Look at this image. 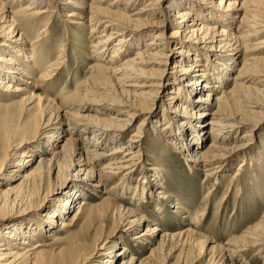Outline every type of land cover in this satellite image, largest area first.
Segmentation results:
<instances>
[{"label":"rangeland","instance_id":"1","mask_svg":"<svg viewBox=\"0 0 264 264\" xmlns=\"http://www.w3.org/2000/svg\"><path fill=\"white\" fill-rule=\"evenodd\" d=\"M66 1H68V3H66ZM0 2L9 7L7 9V12H9L17 10L22 5H26L28 0H17V2L16 0H0ZM91 2L92 4H99L93 0H50L49 13L46 15L40 17H31L22 14L13 16L15 23L19 26V29H16L15 32L23 33L29 37L27 38V42L23 43L24 46L27 49H32L37 58L43 61L39 69L33 68L31 62L27 64L29 70L34 71L32 74H29V77L22 76L19 73L15 76L17 79H7V81H10L13 85L21 88H25V86L31 82V85H34L35 88L30 87L29 84V87H26L25 90L17 92L0 89V103L2 104V107H0V116L5 119V124L8 129L13 131L17 129L15 133L18 132L21 126L22 128H26L29 122H33L37 118L38 127H40L41 123L47 117V114L42 107H37L35 108L36 110L29 109L28 97L31 95L30 93H33L34 95H45L44 97L52 100V107L49 109L50 111L47 109L48 112H53V114L60 113L61 115L66 111L67 114H65L64 117L71 123L67 122V125H65V122L62 120L57 123L53 122L48 130L51 131L49 134L54 132L55 127H61L60 138L56 142L53 141V144L49 141L52 138L47 136L30 143L29 145L32 146V149H29V145L26 144L16 150L18 153L14 155L13 153L15 150H13L11 156L7 158L8 161L5 167L2 168L0 182H4V184H2L0 188L6 189L18 185L16 195L22 201L24 200L32 205H37L36 203L39 200L41 201V197L57 185H63L62 191H67L72 187L84 188L83 183L75 176H72L69 167L74 157V152L78 151L75 149L76 146L84 147L85 149L88 148V151L94 150L108 153L113 145L109 144L108 146H99V148L95 147L96 150L94 146L87 144L88 139H90V134L92 133L88 131L84 136H80L76 133V129L83 127V123H85L83 118L78 116H95L99 117L97 119H99L101 123L107 122L109 115L115 114L116 109H122L121 106L109 104L110 102L108 99L111 98L114 101H119L121 99L128 100L130 104L140 110L139 113H135V116L130 117L124 129L119 130L118 128L106 126H101L100 129V132H103L105 138L120 136L123 141L129 139L132 133L140 134L136 142V144L141 147L138 155L140 161L137 167L138 171L134 173V180L132 181V183L137 184L138 187L134 190V185H130L131 188H128V191H124V188H122L120 184L123 181L121 175L101 171V179L104 183L103 186L98 190H89L86 187L85 190L81 189V196L75 197V201L72 203L78 205L81 203L80 201L83 200L86 202V209L76 215L75 218L73 217L75 216L76 210L73 209L68 213L66 218L61 219L66 220L71 223V225L68 227L59 226V229L58 227L56 228L55 234L58 240L54 241L47 237L49 230H40L39 234H34L31 237L32 244L36 245L40 243L41 246L34 250V254L31 258L22 261L21 264H76L77 262L83 264H103V260L110 258L112 254L114 258H116L114 264H120L123 260L128 261L130 256L135 257V262H137V264H211L208 256L209 254H204L202 250L205 243L201 246V242L179 246L176 244L175 240H171L164 250H159L157 253L155 252L151 255L150 251L156 246L158 236L151 237L149 241H137L132 239L129 232L125 230L126 227L120 224L121 216L114 203L122 208H136L135 210L146 217L145 222L136 227V233L144 232L147 226L155 224L159 227L160 234L165 231L177 232L192 223L193 225L191 228L195 229L194 232L199 237L201 235L205 236L207 239L216 242L219 246L225 245L227 240L234 237L244 238L247 242L253 241L254 237H246L244 235L249 228L257 226L264 220V126L250 137V144L245 147V149H241V152L230 156L224 168L219 171L216 177L214 176L211 178L205 176V172L199 167L187 168L185 164L187 162L184 160L186 156L175 149V147L169 143V138L160 132L153 124L154 121L157 120L166 122V120L160 118L161 115L158 114L166 110V106H164L166 105L164 95H166L167 91L171 90L172 87L165 86L160 90L158 95L152 98V101L149 99L147 101L146 99L143 100L132 95L128 96L123 94V97L120 96L121 92L119 90L123 88V86H121L122 82L121 80L119 82L115 77L110 78L109 74H103L101 77H96L94 75L96 72L93 70V65L102 64L101 59H117L120 63L125 59L134 57L141 45L126 47L125 50H123V46L121 49L122 52L114 58L110 57L113 53L112 47H108L107 51L100 55L97 54L98 50L101 49L100 44L96 46L95 43L97 42L96 40H98L97 35H99V33L98 29L94 32L90 31V26L87 25L89 22V13L83 10L80 14L82 17L75 16L71 17V19L65 15L72 10L75 12L82 11L80 7ZM105 5V0L100 3V6L104 7ZM138 6H140L139 3L135 5L134 8L136 9ZM261 10L264 9L261 8ZM260 11H257L258 15H264V12ZM5 14L8 16L6 11ZM231 18L232 22L230 26H226L230 32L237 34L246 28V26L238 25L239 17L237 15ZM192 20L191 18L189 22H192ZM46 22L48 23L47 25H45ZM91 22H94V20H91ZM215 22L217 21L210 20L208 23H210L209 25H213L212 23L219 26L227 25ZM3 24L6 23L1 22L0 26ZM142 27L147 29L152 28L148 25H143ZM41 28L46 30L47 33L44 32V38L38 43L35 42L37 44L33 42L31 46L32 42L30 41L36 39L37 30ZM132 28L133 26L128 25L126 30ZM172 30L171 27L167 28L165 35L170 34ZM127 33H129V31ZM7 34L8 32L6 33V30L3 31L0 29V43H8V41H10L7 38L9 37ZM154 34V30L145 33L142 42H149ZM129 35L130 34H127L126 38L129 39ZM262 38H264V33L258 34L255 37L252 36L247 40L246 44L243 45V48H238V56L233 57V62L231 64H226L228 69L226 76L229 77V80L219 83L221 85L218 89H225L230 86L232 82L230 81V77L236 74L235 70L239 67L241 59H246L248 62V57L250 56H264V45L256 43ZM176 46L178 45L171 44L174 51L177 50V48L174 49ZM61 47H64L63 53L59 52ZM2 49L8 51L6 46L0 44V50ZM27 49L23 50V52L29 55L32 54V52ZM10 51H12V49ZM212 51L215 53L219 52L225 56L233 53L231 50L221 51L215 47ZM98 55L102 58L99 59ZM10 56L13 57L12 55ZM58 58H63L64 60L59 63V66L57 65L56 70L50 71V75L47 77L46 73L42 72V70L46 65L54 62ZM23 59L24 58L21 57V61H18L20 65ZM173 62V59L169 58V67L173 65ZM202 63H205L204 59H202ZM154 66H157V64H153V67ZM210 67L211 72L215 73L213 76L218 75L220 71L215 70L213 68L214 66ZM139 68H141L140 71L135 72H140L142 75L148 73L144 67ZM249 69L248 71L253 73L251 76L252 78L264 79V72L258 71L254 66H250ZM254 72H256V75ZM42 73H44V76H42L43 78L41 80L40 75ZM150 75L154 74L152 73ZM209 79H211L210 85L220 80L219 78ZM122 80H124L123 77ZM24 81H27L28 84ZM243 81L244 80H241V82ZM115 82L117 83L115 84ZM248 84L252 87H258L264 94V82L256 84L255 82H249ZM125 87L128 88V86H124V88ZM207 89L208 88H206V90ZM133 90L137 89L134 88ZM241 95V101L237 100V103L234 105L235 109L238 108L237 110H239V113L243 111L241 103L244 97L246 98L249 94L247 91L243 90ZM206 104L208 105L207 113L214 110V106L208 103ZM149 106L152 108V114L150 115L146 112ZM174 106L175 103L171 104V107L174 108ZM35 113H38V115H34ZM123 117L126 118L125 115H123ZM207 117L208 116L203 118ZM257 118L259 117L253 119ZM203 120L206 121L207 119ZM140 121L144 122L141 124V128L138 126V122ZM188 125L190 124H187V126ZM31 130L32 129H30V131ZM73 130L75 132H71ZM204 130L205 132L208 131V124L206 123H204ZM244 130V126H241L234 131L233 136H237L235 139H237L238 135L242 134ZM0 134H2L1 130ZM20 135L21 134L17 136L18 141ZM85 136L87 139L84 138ZM189 137L190 135L188 136V132H185L182 137L183 140L180 141L181 144H184L185 141V143H188ZM68 139L71 140L68 142L66 141ZM209 143L210 141L206 140L198 150L205 149ZM63 144L66 145L62 146ZM48 146L51 147V149H55V152L61 150L60 156H63L62 160L59 159L56 161L52 159L51 162H48L47 159L51 157L50 153L53 151L51 150L47 153L46 148ZM61 147L63 148L61 149ZM193 149L194 146L189 153H191ZM24 151L31 154L33 157L17 156L19 152L22 153ZM1 153L2 152H0V155ZM21 158L23 160L27 158L31 159L28 164H23L25 168L23 167V169L20 170L19 168L21 165L16 166L15 163L20 161ZM41 158H46V161L38 164ZM107 159L108 157L94 162V168L100 170ZM35 166L38 168V173L28 180L29 182L26 183L28 186L20 188V184L18 183L21 177H14V175L19 174L22 176ZM143 167L152 168L151 171L153 176H158L159 179H161V184L159 183L156 188H154V186L152 187L151 184H149V186L147 185L148 189L151 188L150 191L155 189L152 192L153 195L151 193V196L144 195V198H141V192L146 188L145 184L142 182L148 181L145 175L149 172V170L146 169L143 170L144 175L140 174ZM14 169H17V171H13ZM12 173H14V175ZM159 191H164L166 195H168V199L156 200L154 195H158ZM53 197L55 199L50 201L44 208H41V206H32L30 208L31 211H28V209H15L11 212L13 213L11 219H14L13 222L15 223H23L26 225H32L33 222L36 224L39 223L43 215L49 213L51 209L53 210V208L56 207L55 204H57V206L58 204L60 205L62 199L66 196L64 194H55ZM106 197L112 202L110 206L105 205V202H103ZM140 199H142V202ZM176 202L182 203L181 207L178 209L173 207L176 205ZM103 208H107L108 210L106 211ZM195 221H197L198 224ZM260 230L261 231H258V233L264 234V228ZM101 240L102 242H100ZM98 242H100V246L103 244L101 249L96 246ZM124 247L127 249V252L123 255L120 254V250ZM90 253L93 254L87 261H84V258ZM235 254L233 264H264V248L260 250L258 247L254 246L246 247Z\"/></svg>","mask_w":264,"mask_h":264},{"label":"bare ground","instance_id":"2","mask_svg":"<svg viewBox=\"0 0 264 264\" xmlns=\"http://www.w3.org/2000/svg\"><path fill=\"white\" fill-rule=\"evenodd\" d=\"M93 1L99 4H92V2L84 4L80 7L82 11L75 12L72 10L64 14L71 19V17L75 16L80 17L83 10L89 13V22L87 25L90 26V31L94 32L98 29L99 33V35H97L98 40H96L97 42L95 43L96 46L100 44L101 49L99 48L100 50H98L97 54L100 55L107 51L108 47H112L113 53L110 57L114 58L122 52L121 49L123 46V50H125L126 47L141 45L134 57L125 59L120 63L117 59H101L102 57L98 55L99 59L102 60V64L93 65V70L96 72L94 75L96 77H101L103 74H109L110 78L115 77L119 82L121 80V86H123V88L119 90L121 92L120 96L123 97V94L128 96L132 95L143 100L146 99L147 101L148 99L152 101V98L158 95L160 90L165 86H171L172 89L167 91L166 95H164V101H166V105L164 106H166V110L162 109L164 112L158 114L161 115L160 118L166 120V122L157 120L153 123L152 120V123L160 132L169 138V143L173 145L175 149L186 156L184 160L187 162L185 163L187 168L199 167L205 172V176L211 178L214 176L216 177L219 171L224 168L230 156L241 152V149H245V147L250 144V137L264 126V94L258 87H252L248 84L249 82H255V84L264 82L262 78H252L251 76L253 73L248 71L250 70V66H254L258 71L264 72V56H250L248 57V62L246 59H241L239 67L235 70L236 74L230 77V81H232L230 86L225 89L221 86L223 89H218L221 85L219 83L229 80V77L226 76L228 72L226 64H231L233 62V57L238 56V48H243V45H245L247 40L252 36L255 37L258 34L264 33V15H258L257 13L261 8L264 9V0H105L106 5L104 7L100 6V3L104 0ZM49 2L50 0H28L26 5H22L17 10L9 12H7L9 7L0 2V23H6L0 26V29L3 31L6 30V33L8 32L7 35L9 37L7 38L10 40L8 43H0L6 46L8 50L4 51L5 48L0 50L1 53H3H0L1 90H12L17 92L25 90L26 87H29V84L30 87L35 88L34 85H31V82L28 84L27 81H24L28 85H26L25 88H21L7 81V79H17L15 76L19 73L22 76L29 77V74H32L34 71H30L27 64L31 62L33 68L39 69L43 61L37 58L32 49H27L24 46L23 43L27 42V38L29 37L23 33L15 32L16 29H19V26L15 23L13 16L19 14L31 17L46 15L49 13L50 9ZM66 3H68V1H66ZM138 3L140 6L135 9L134 7ZM5 11L8 13V16L5 14ZM260 12H264V10ZM236 15L239 17L238 25L246 26V28L237 34H233L226 26H230L232 22L231 17H236ZM191 18L193 20L189 22ZM91 20H94V22H91ZM210 20H216L217 22L215 23L219 22L220 24L227 25L219 26L214 23H212L213 25H209L210 23L208 22ZM47 24L46 22L45 25ZM128 25L133 26V28L126 30ZM143 25H148L152 28L147 29L142 27ZM169 27L173 30L170 34L165 35ZM152 30H154L155 33L152 39L149 42L143 43L144 34ZM128 31L129 33H127ZM44 32L47 33L43 28L37 30L36 39L30 41L32 42L31 46L33 42L38 43L44 38ZM127 34H130L129 39L126 38ZM172 43L178 45L174 47V49L177 48L176 51L171 47ZM256 43L264 45V38L259 39ZM64 47H61L59 52L63 53ZM214 47L221 51L231 50L233 53L226 56L219 52L215 53L212 51ZM9 49H12V51ZM26 49L28 51L30 50L32 54L29 55L23 52V50ZM21 57L24 59L20 65L18 61H21ZM169 58H172L174 61L173 65L170 67L168 63ZM202 59L205 60V63H202ZM62 60L64 59L58 58L54 62L49 63L44 67L42 72H45L47 77H49L50 71L56 70L57 65L59 66ZM207 61L211 62L209 63ZM153 64H157V66L153 67ZM210 66H214L213 68L215 70L220 71L218 75L213 76L215 73L211 72ZM139 67H144L149 74L144 73V75H142L140 72H135L140 71L141 68ZM152 73L154 75H150ZM255 73L256 72H254V74ZM42 76H44V73L40 75L41 80L43 78ZM122 77L124 80H122ZM209 78H219L220 80L210 85L211 79ZM241 80L244 81L241 82ZM116 83L117 82H115V84ZM124 86H128V88H124ZM134 88L137 90H133ZM206 88L208 89L206 90ZM243 90L247 91L249 96L246 98L244 97L241 103L243 111L239 113V110H237L238 108L235 109L234 105L237 103V100L241 101V92ZM30 94L31 95L28 97L29 109L36 110L35 108L42 107L47 117L41 125L39 124L40 127H38L37 118L33 122H29L26 128H22L21 126L18 132L15 133L17 129L15 131L8 129L5 124V119L0 116V130L2 131V134H0V152H2L0 155V174L2 173V168L5 167L8 161L7 158L11 156L13 150H15L13 153L14 155L18 153L16 150L21 146L26 144L29 145L47 136L52 138L49 141L53 144V141L56 142L59 140L61 130V127L57 126L54 128V132L49 134L51 131L48 130L53 122L57 123L62 120L65 122V125L69 122V120L64 117V115L67 114L66 111L61 115L60 113L53 114V112H48L52 107V100L44 97L45 95ZM108 100L110 102L109 104L121 106L122 109H116L115 114L109 115L107 122L101 123L100 120L97 119L99 117L95 116H78L82 117L85 123H83V127L76 129V133L80 136L86 135L88 131L92 133L90 134V139H88L87 144L94 146V149L99 148V146L113 145L108 153L94 150L88 151V148L85 149L84 147L76 146L75 149L78 151L74 152V157L69 167L72 176L80 180L84 188L72 187L67 191H62L63 185L54 186L41 197V201L39 200L36 203L37 205L28 204L26 201L19 199L16 195L18 185L6 189L0 188V264H21L22 261L31 258L34 254V250L41 246L40 243L36 245L32 244L31 237L34 234H39L40 230H49L47 237L54 241L58 240L55 234L56 228L58 227L59 229V226L68 227L71 225V223L61 219L66 218L68 213L73 209L76 210L73 218L86 209V202L83 200H81V203L78 205L72 204L75 201V197L81 196V189L85 190L86 187L89 190H98L103 186L104 183L101 179V171L121 175L123 181L120 184L122 188H124V191H128L131 188L130 185H134V190L138 187L137 184L132 183V181L134 180V173L138 171L137 167L140 161L138 155L141 147L136 144L138 141L137 137H140V134L132 133L129 139L123 141L120 136L105 138L103 132H100V129L101 126L118 128L119 130L124 129L130 117L135 116V113H139L140 110L130 104L128 100L121 99L119 101H114L112 98ZM173 103H175L174 108L171 107ZM206 103L214 106V110L207 113L208 105ZM0 107H2L1 103ZM151 110V106L147 107V114H152ZM34 115H38V113ZM123 115H125L126 118H124ZM202 116L208 117L203 118ZM256 117L259 118L253 119ZM203 119L207 120L205 121ZM142 123L144 122H138L139 128H141ZM204 123L208 124V131L206 132L204 130ZM187 124L190 125L187 126ZM241 126H244L245 130L242 134L238 135L240 139H235L237 136L234 137L233 133ZM30 129L32 130L30 131ZM71 132L75 131L73 130ZM185 132H188V136L190 135L189 141H187L188 143H185V141L184 144H181L180 141L183 140L182 137ZM19 134L21 135L18 141L17 136ZM84 138L87 139L86 136ZM69 140L71 139L66 141L69 142ZM206 140L210 141L208 146L205 149L198 150ZM64 145L66 144L62 146ZM193 146L194 149L189 153ZM29 147V149H32L31 145H29ZM62 148L63 147H61V149ZM51 150L53 151L50 153L51 157L47 159L48 162H51L52 159L56 161L59 159L62 160L63 156H60L61 150L55 152V149H51L49 146L46 148L47 153ZM17 156L33 157L31 154L26 153V151L22 153L19 152ZM107 157L108 159L102 168L96 170L94 168V162ZM30 159L31 158H27L23 160L21 158L15 165H21L19 168L21 170L24 165L30 162ZM44 161H46V158H41L38 164ZM146 169L149 170L145 175L148 181L142 182L145 184L146 188L142 190L141 198H144V195L151 196V193L155 190L153 189L150 191L151 188H147L149 184H151L152 187L154 186V188L158 187L159 183L161 184V179H159L158 176H153L151 171L152 168L143 167L140 174H143V170ZM13 171L16 172L17 169ZM37 173L38 168L35 166L22 176L19 174H12L14 177H21L18 183L21 188L28 186L26 184L29 182L28 180ZM2 184H4V182H0V186H2ZM55 194H64L66 197L62 199L60 205L58 204L57 206V204H55L56 207H54L53 210L51 209L49 213L44 214L39 223L36 224L33 222L32 225H26L23 223H15L13 222L14 219H11V215H13L11 212L17 208L21 210L28 209V211H31L30 208L32 206H41V208H44L50 201L55 199L53 197ZM154 196L156 200L168 199V195H166L164 191H159L158 195L156 194ZM140 201L142 202V199H140ZM103 202L108 206L112 204L108 197L104 198ZM175 204L176 205L173 207L178 209L181 207L182 203L176 202ZM114 205L121 216L120 224L126 227L125 230L129 232L132 239L137 241H149L151 237L158 236L156 246L150 251L151 255L155 252L157 253L159 250H164L171 240H175L176 244L179 246L201 242V246L205 243L202 250L204 254H209L208 256L211 264H233L235 253L243 248L251 246L258 247L260 250L264 248V234L258 233V231H261V228H264V220L245 232L246 234L244 236L254 237L253 241L247 242L244 238L234 237L227 240L225 245L219 246L216 242L207 239L205 236L201 235L199 237L194 232L195 229L191 228L193 224L190 222V225H186V228L177 232L162 231L163 233L160 234V229L155 224L147 226L144 232L136 233V227L145 222L146 217L135 210L136 208H122L118 207L119 205L115 203ZM107 208L103 209L107 211ZM195 222L197 223V221ZM100 242H102V240ZM100 242H98L96 246L101 249L103 244L100 246ZM126 252L127 249L125 247L120 250V254L124 255ZM92 254L93 253L88 254L84 258V261H87ZM115 259L116 258H114L112 254L110 258L103 260V264H114ZM76 264L83 263L77 262ZM120 264H137V262H135L134 256H130L128 261L123 260Z\"/></svg>","mask_w":264,"mask_h":264}]
</instances>
